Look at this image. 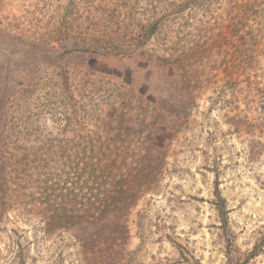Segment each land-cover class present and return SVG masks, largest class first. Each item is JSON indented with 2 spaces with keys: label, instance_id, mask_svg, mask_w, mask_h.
Listing matches in <instances>:
<instances>
[{
  "label": "rangeland",
  "instance_id": "374dc122",
  "mask_svg": "<svg viewBox=\"0 0 264 264\" xmlns=\"http://www.w3.org/2000/svg\"><path fill=\"white\" fill-rule=\"evenodd\" d=\"M208 2L160 13L137 37L148 14L113 0H0V105L21 96L1 119L20 139L52 140L38 155L53 153V182L69 188L55 193L45 241L35 212L1 213L0 264H17L15 240L25 264H264V6ZM89 137H151L164 154L106 262L101 246L89 253L72 236L70 216L85 217Z\"/></svg>",
  "mask_w": 264,
  "mask_h": 264
},
{
  "label": "trees",
  "instance_id": "16d2710c",
  "mask_svg": "<svg viewBox=\"0 0 264 264\" xmlns=\"http://www.w3.org/2000/svg\"><path fill=\"white\" fill-rule=\"evenodd\" d=\"M140 1L113 0L115 9L121 8L125 12L135 9L148 14L146 23L140 27L142 31L137 34V37H148L153 33L160 20L165 17L164 13L168 10L172 11L174 7L182 9L187 6L196 10L201 6L209 5L207 4L208 0H166L161 2L160 0H145L143 3ZM254 3H262L264 6V0H255ZM160 13H162V18L158 16ZM177 19L179 18L176 17ZM146 27L148 29L143 33ZM164 60L171 59L167 57ZM177 61L180 62L178 59ZM21 93L26 97L29 94L23 90ZM20 98L19 91L15 90L7 95L9 105H0V215L11 204L22 207L21 210H18L19 215L35 212L39 218V239L45 241L49 237L54 223L52 213L55 193L59 190L63 192L69 188L58 187L53 182L56 173H51L53 160L46 159L53 153L46 152V157L42 155L39 157L42 148L52 147L51 139L44 141L43 137H32V141L23 140L17 136L15 122L10 125L3 123L2 117H6L7 122H10L8 117L12 118L13 115H8L13 113L14 108L19 107L17 104L15 105V102ZM126 138L128 137H89L90 140L87 142L89 149L85 153L88 158L86 165L90 167V171L88 174L86 173L87 177L83 181L85 184L88 182V186L84 185L85 189L80 195L86 200L82 202L86 218L83 216V220L78 221L79 216H70L75 223L73 239L80 247L85 246L89 253L94 247L101 246L105 257L104 262L110 258L108 252L118 253L123 250L122 247L129 233V214L146 193L155 190V184L163 168L164 154L158 145L159 142L148 137L134 144L130 140H125ZM23 141H26V145L23 144ZM29 142L30 146H27ZM29 158L34 160L31 161ZM38 159L41 160L39 168H35L34 173L28 172L32 168L28 166V161L33 163ZM40 168L44 171L37 170ZM77 176L81 177V174L77 173ZM71 179L72 177H68L67 184L72 181ZM76 180L74 183H77ZM64 182L63 180V184ZM26 186L34 190L23 193V190H27ZM75 194L72 195L75 196ZM22 195L26 198L25 201L22 200ZM64 199L66 198L64 197ZM27 206L29 208H26ZM95 213L100 215L99 221L94 217ZM95 220L98 223L94 222ZM89 225L92 226L93 233L86 236V228ZM94 225H97L96 229L93 228ZM13 244L17 264H25L23 247L18 240L13 241Z\"/></svg>",
  "mask_w": 264,
  "mask_h": 264
}]
</instances>
